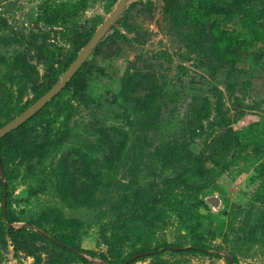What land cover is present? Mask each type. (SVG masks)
Wrapping results in <instances>:
<instances>
[{
	"label": "rangeland",
	"instance_id": "obj_1",
	"mask_svg": "<svg viewBox=\"0 0 264 264\" xmlns=\"http://www.w3.org/2000/svg\"><path fill=\"white\" fill-rule=\"evenodd\" d=\"M59 1L0 0V124L121 0ZM0 154V264H264V0L128 1Z\"/></svg>",
	"mask_w": 264,
	"mask_h": 264
},
{
	"label": "water",
	"instance_id": "obj_2",
	"mask_svg": "<svg viewBox=\"0 0 264 264\" xmlns=\"http://www.w3.org/2000/svg\"><path fill=\"white\" fill-rule=\"evenodd\" d=\"M130 0H121L116 8L112 11L110 17L106 19L102 25L97 29L93 37L87 42V44L83 47V50L77 55L76 59L72 62V64L65 70L62 77L44 94L38 97L32 104L26 107L19 114L8 120L5 124L0 126V138L11 132L12 130L21 126L24 122H26L30 117H32L35 113H37L40 109H42L57 93L67 84L69 77L73 75L82 62L88 56L90 50L95 46V44L101 40L104 35L107 33L111 23L117 18L120 14L124 5ZM0 171L2 172V177L5 178V174L3 171V162L0 154ZM6 195L4 198V212L7 214V201Z\"/></svg>",
	"mask_w": 264,
	"mask_h": 264
},
{
	"label": "trees",
	"instance_id": "obj_3",
	"mask_svg": "<svg viewBox=\"0 0 264 264\" xmlns=\"http://www.w3.org/2000/svg\"><path fill=\"white\" fill-rule=\"evenodd\" d=\"M70 5H71L70 2L69 1H65V0L59 1L58 4H57V7H55L56 5H52L51 6V11L47 13V16H48L47 18H48L49 22H57V21H59L62 18H64V20H66V17H68L67 14L65 15L66 6H70ZM60 10L62 11L61 14H59ZM56 12H58V13H57V16L55 17ZM54 81L56 82L57 80H54ZM54 81L49 85L47 90L50 89L53 86ZM45 92H43L42 94H44ZM36 99H34L30 104H32ZM10 119H8V120H10ZM7 121L1 123L0 126L5 124ZM16 129L12 130L11 132L15 131ZM11 132H9V133H11ZM8 134H6L5 136H7ZM5 136L0 138V141H2ZM2 162H3V159H2ZM179 179H181V178H178V179H175V180H179ZM25 231H26V228H24V227L17 228V227L12 226V227L9 228V235H10L11 240L13 241V243L15 245V250L16 251H20L21 249L28 250L30 248L29 247V242L27 241L26 237H24V232ZM39 235L42 236V237H45L42 234H39ZM118 242H119V239H115L113 237H109L107 239V243L109 245V250H110V252L112 254H115V246H117ZM59 244H61V242ZM163 249L164 250L173 249V250H176V251L204 250V248H201V247H196V246L183 247L182 245H177V244H173V243L165 244ZM160 252H162V249H160V248L138 249V250H136V251H134L132 253L127 254L122 259H114V260L110 261V263L111 264H131L132 262L138 261L139 259H141V258H143L145 256H150V255L157 254V253H160Z\"/></svg>",
	"mask_w": 264,
	"mask_h": 264
}]
</instances>
